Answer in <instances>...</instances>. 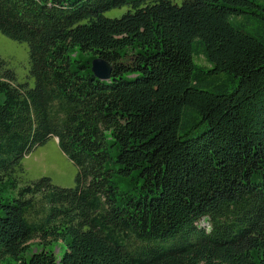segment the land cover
I'll use <instances>...</instances> for the list:
<instances>
[{"label": "trees", "instance_id": "1", "mask_svg": "<svg viewBox=\"0 0 264 264\" xmlns=\"http://www.w3.org/2000/svg\"><path fill=\"white\" fill-rule=\"evenodd\" d=\"M244 13L264 23L259 0H0L35 78L0 56V264H264V36ZM50 138L73 187L23 178Z\"/></svg>", "mask_w": 264, "mask_h": 264}, {"label": "rangeland", "instance_id": "2", "mask_svg": "<svg viewBox=\"0 0 264 264\" xmlns=\"http://www.w3.org/2000/svg\"><path fill=\"white\" fill-rule=\"evenodd\" d=\"M259 1L264 4V0ZM128 8V6L115 8L106 11L105 15L108 17H120ZM234 23L251 33L264 36V23L256 15L244 13L235 18ZM0 56L8 61L9 66L15 71L19 82H27L30 87L35 85V78L30 72L31 62L27 44L17 42L0 33ZM197 60L206 64L202 55L197 56ZM194 130L189 132L193 136L201 130V127L196 128L195 132ZM23 163L26 168V174L23 175L24 180H37L47 176L53 184L60 187H73L75 185L78 167L61 150L55 138H50L45 144L26 155ZM119 188L120 191L124 192L128 189V186L119 184ZM208 224L207 220L200 222L203 227H208ZM65 249L66 246L63 243H58L55 247V251L59 255H63Z\"/></svg>", "mask_w": 264, "mask_h": 264}, {"label": "water", "instance_id": "3", "mask_svg": "<svg viewBox=\"0 0 264 264\" xmlns=\"http://www.w3.org/2000/svg\"><path fill=\"white\" fill-rule=\"evenodd\" d=\"M91 69L96 77L105 80L110 78L112 66L110 62L99 56L92 60Z\"/></svg>", "mask_w": 264, "mask_h": 264}]
</instances>
